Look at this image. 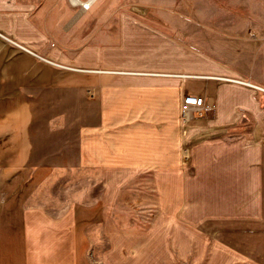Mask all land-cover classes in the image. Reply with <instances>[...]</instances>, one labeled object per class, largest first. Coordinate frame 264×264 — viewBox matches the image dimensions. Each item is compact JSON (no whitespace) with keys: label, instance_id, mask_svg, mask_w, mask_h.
I'll return each mask as SVG.
<instances>
[{"label":"crops","instance_id":"0c3cea01","mask_svg":"<svg viewBox=\"0 0 264 264\" xmlns=\"http://www.w3.org/2000/svg\"><path fill=\"white\" fill-rule=\"evenodd\" d=\"M22 1L0 0V264H264L260 229L254 257L226 236L227 220L244 217L243 181L234 197L222 191L227 172L237 176L243 161L242 142L227 138V129L257 103L222 97L227 87L195 79L175 89V71L100 63L94 55L71 61L61 52L67 31L59 13L52 28L51 2ZM69 91L76 94L74 138L64 130L68 110L49 108L53 92ZM185 94L212 98L216 113L184 122ZM40 121L48 129L37 128ZM262 132L258 121L256 139ZM253 151L252 212L260 221V141ZM144 172L152 174L159 214L146 231L120 229L119 192Z\"/></svg>","mask_w":264,"mask_h":264},{"label":"rangeland","instance_id":"374dc122","mask_svg":"<svg viewBox=\"0 0 264 264\" xmlns=\"http://www.w3.org/2000/svg\"><path fill=\"white\" fill-rule=\"evenodd\" d=\"M37 1L51 2L52 28L57 24L55 14L61 15L62 29L67 31V42L61 52L71 61L81 55L85 59L94 55L99 56L100 63L160 72L175 71L180 73L175 75V89L181 88L184 81L195 79L206 81L214 90L227 87L222 97L257 103L256 111L246 109L242 114L244 118L227 129V138L242 142L239 145L243 150V161L237 176L227 172L229 176L225 177L222 187V191L234 197L236 180L243 181L244 217L237 221L227 220L226 236L229 242L240 245L245 255L256 256L260 250L257 229H260L264 242V220L253 218L252 194L256 193L257 179L256 171L251 167V154L257 141L264 147V132L258 139L255 137L258 121L264 124V90L205 75L228 76L264 86V0H97L87 11H82L80 5L73 6L71 0L22 2L32 5ZM185 73L203 76H183ZM241 88L249 93L239 92ZM64 94L53 92L49 108L53 114L68 110L70 115L64 123V130L74 138L77 129L74 117L76 94L70 91ZM55 97L67 102H55ZM41 108L45 112L48 110L44 105ZM38 126L39 129H48L49 123L40 121ZM263 176L261 173L262 182ZM158 214L159 197L151 172L135 176L121 188L114 213L118 228L146 231ZM100 253L99 246L96 254ZM178 264L189 262L178 258Z\"/></svg>","mask_w":264,"mask_h":264},{"label":"built area","instance_id":"2783aa9c","mask_svg":"<svg viewBox=\"0 0 264 264\" xmlns=\"http://www.w3.org/2000/svg\"><path fill=\"white\" fill-rule=\"evenodd\" d=\"M213 99L202 95L187 94L181 103V116L184 122L190 121L196 114L204 116L215 109Z\"/></svg>","mask_w":264,"mask_h":264},{"label":"bare ground","instance_id":"6f19581e","mask_svg":"<svg viewBox=\"0 0 264 264\" xmlns=\"http://www.w3.org/2000/svg\"><path fill=\"white\" fill-rule=\"evenodd\" d=\"M97 0H71V3L73 5H80L82 6V9L83 10H88L90 9L94 3L96 2Z\"/></svg>","mask_w":264,"mask_h":264}]
</instances>
